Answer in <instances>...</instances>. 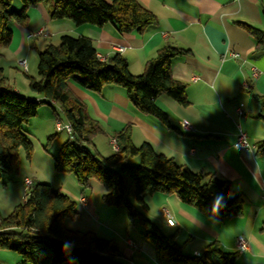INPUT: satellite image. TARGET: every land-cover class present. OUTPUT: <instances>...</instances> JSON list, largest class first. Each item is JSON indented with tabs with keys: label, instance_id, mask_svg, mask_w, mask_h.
<instances>
[{
	"label": "crops",
	"instance_id": "obj_1",
	"mask_svg": "<svg viewBox=\"0 0 264 264\" xmlns=\"http://www.w3.org/2000/svg\"><path fill=\"white\" fill-rule=\"evenodd\" d=\"M56 1L29 9L26 28L11 25L13 39L9 50L16 61L25 60L31 49L42 51L47 41L59 44L65 35L91 39L101 60L120 54L136 76L143 74L146 63L164 45L188 52L171 62L173 77L185 85L188 105L182 106L167 95L156 100L168 115L171 127L137 111L120 87L109 85L92 92L72 81L69 87L100 124L109 145L115 133L130 125L134 146L149 143L158 154L194 173L228 180L234 191L245 195L243 215L225 221L204 215L181 202L176 194L147 197L144 215L159 228L176 229V241L185 254L200 255L208 244L218 242L225 252L238 254L235 264H264V154L256 155V147L264 142V119L249 93L264 97V52L255 51L254 39L238 25L244 23L264 31V0H138L157 17L158 24L142 34L130 35L120 34L110 24L96 28L77 27L70 20L53 21L50 10ZM39 31L43 34L35 36ZM13 89L24 97L43 100L42 95L26 86ZM239 109L242 115L238 114ZM182 122H187L193 131L184 129ZM240 131L247 136L249 150L235 147ZM94 148L106 155L105 147L96 138ZM107 153L103 157L111 156L113 151ZM72 198L77 202L80 221L88 228L65 223L67 228L116 240L123 264H160L153 247L143 238V231L139 235L137 229H131V221H123L124 211H110L113 207L85 192ZM164 211L174 219L175 227L166 224ZM116 215L120 218L119 227L115 225ZM238 237L248 243L243 253L237 249ZM0 252V264H22L17 253Z\"/></svg>",
	"mask_w": 264,
	"mask_h": 264
},
{
	"label": "trees",
	"instance_id": "obj_2",
	"mask_svg": "<svg viewBox=\"0 0 264 264\" xmlns=\"http://www.w3.org/2000/svg\"><path fill=\"white\" fill-rule=\"evenodd\" d=\"M14 1L0 0V59L13 39L11 25L26 28L28 10L49 0H19V13L10 11ZM50 16L53 21L70 20L77 27L103 28L110 24L123 35L142 34L158 24L157 17L138 0H58L51 7ZM238 25L254 39L255 51L264 52V31L244 23ZM187 54L183 49L164 45L146 63L143 74L136 76L120 54L101 60L91 39L65 35L58 45L48 44L38 52V78L28 77L30 90L42 95L43 100L14 91L0 67V183L3 175L18 170L21 149L28 159L31 157L33 146L23 127L37 116L41 106L47 105L63 115L72 129L70 140L55 159V169L72 174L84 189L90 188L94 180L100 182L103 204L124 208L131 222L138 221L157 262L235 264L238 254L225 252L218 242L208 244L199 256L185 254L176 241L178 233L166 236L133 204L147 210V197L176 194L181 202L204 215L225 221L243 215L245 195L234 191L228 180L194 173L158 154L149 143L134 146L130 125L114 135L119 151L109 157L101 156L91 148L103 130L69 87L71 81L92 92L109 85L120 87L137 111L171 127L168 115L156 100L167 95L182 106L188 105L185 85L171 73L172 60ZM249 93L264 119V97ZM262 154L264 142L256 147V155ZM130 158H138L139 164H127ZM80 218L77 203L68 194L47 184L33 183L23 202L7 217H0V250L17 253L22 264H123L116 240L66 227L67 221Z\"/></svg>",
	"mask_w": 264,
	"mask_h": 264
},
{
	"label": "rangeland",
	"instance_id": "obj_3",
	"mask_svg": "<svg viewBox=\"0 0 264 264\" xmlns=\"http://www.w3.org/2000/svg\"><path fill=\"white\" fill-rule=\"evenodd\" d=\"M21 10V2L19 0H15L10 8V11L19 13ZM39 41L41 43L45 42L42 39H39ZM50 43L53 42L47 41V44ZM25 58L28 66V71L26 73L18 65L19 61L23 59L16 61V57H14L12 50H9V47L3 50V57L0 59V67L3 68L4 76L7 79L6 83L11 88L18 87L22 89L23 86H26V89H30L28 77L38 78V52L31 49L28 55H25ZM58 120H60L62 124H66L63 115L59 113L57 118L50 107L43 105L38 109L37 116L23 127L32 143V154L28 159L25 151L21 149L19 151L18 170L10 174L3 175L0 183V217H7L13 212L14 208L18 204L23 202L24 196L26 195V186L24 184L25 178L30 179L33 183L47 184L54 189H60L66 194L69 193V196L71 198L74 197V199L81 192H85L87 195H91L94 199H98L102 202L104 189L100 182L94 180L90 188L84 189L78 184L76 178L72 174L59 172L55 169V159L58 156L61 147L71 138L66 131L57 132L56 123ZM96 139L101 141V144L106 149V155L103 156H108L107 152L112 154L111 148L109 147L110 145L103 134L98 135ZM91 149L95 151L94 147ZM126 163L129 165H137L139 164V159L130 158ZM133 205L140 212L143 214L145 213L138 204L134 203ZM110 209V211H124L125 218L123 217V221H130L124 208ZM114 219L116 221L115 225L119 227V225H121L119 223V215H116ZM66 223L69 227L78 226L85 229L88 228L86 227L88 225L80 220L67 221ZM130 227L132 230L137 229L139 235L140 232L143 231L142 235L143 238H145V231L138 224V221L135 223L131 222ZM160 228L166 236H170L176 232V229H171L169 231L163 227ZM179 238L180 237H177V240L180 242Z\"/></svg>",
	"mask_w": 264,
	"mask_h": 264
},
{
	"label": "built area",
	"instance_id": "obj_4",
	"mask_svg": "<svg viewBox=\"0 0 264 264\" xmlns=\"http://www.w3.org/2000/svg\"><path fill=\"white\" fill-rule=\"evenodd\" d=\"M42 34H43V32L39 31L37 34H35V36H40ZM119 50H120V52H123V49H119ZM18 65H19V67H21L23 69V71L25 73L28 71V66H27L26 60H20ZM237 112L239 115H242V111L240 109ZM181 125L184 129H186L188 131H193L192 127L187 122H182ZM56 129H57V132L66 131V133L70 137L72 135V129H71L70 125L62 124L60 120H58L56 123ZM110 145H111L113 152L119 151V145H118V142L115 138L111 139ZM235 147L238 150H249L250 149V145H249V142L247 140V136L243 131L239 132ZM24 184L26 186V188H25L26 195L24 196V199H25L26 196L28 195L29 189L31 188L33 182L30 179L25 178ZM82 203L85 204V200H82ZM164 216H165L166 224L169 227H175L176 226V222L171 217V215H169V213L167 211H164ZM236 243H237V249H238L239 253H243L244 251H246L248 249V243L243 237H238L236 240ZM197 256H199V255H197Z\"/></svg>",
	"mask_w": 264,
	"mask_h": 264
}]
</instances>
